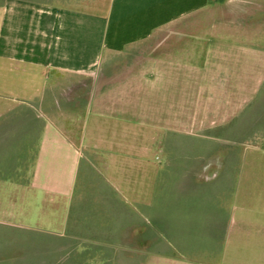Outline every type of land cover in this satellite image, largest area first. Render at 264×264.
<instances>
[{
  "label": "crops",
  "instance_id": "1",
  "mask_svg": "<svg viewBox=\"0 0 264 264\" xmlns=\"http://www.w3.org/2000/svg\"><path fill=\"white\" fill-rule=\"evenodd\" d=\"M216 4L0 0V264H200L183 244L194 213L210 200L222 217L231 196L246 210L244 177L263 189V163L229 165L224 147L179 162L166 147L163 92L199 70L160 58Z\"/></svg>",
  "mask_w": 264,
  "mask_h": 264
},
{
  "label": "rangeland",
  "instance_id": "2",
  "mask_svg": "<svg viewBox=\"0 0 264 264\" xmlns=\"http://www.w3.org/2000/svg\"><path fill=\"white\" fill-rule=\"evenodd\" d=\"M165 49H180L175 58H160L167 65L173 66L177 60L184 72L191 65L199 70L194 83L183 75L179 87L170 84L173 90L163 92L162 99L169 102L165 127L168 157L190 162L224 147L231 149L225 159L229 165L236 161L264 164V8L253 2L218 0L214 8L200 14L196 26L168 39ZM155 53L150 54V61L159 60ZM143 61L142 55H137L131 64L140 68ZM125 63L123 59L117 64ZM212 82L214 87L209 85ZM243 82L246 90H239ZM171 99H178V103ZM178 129L214 131L220 144L173 131ZM247 173L242 183L245 193L239 196L245 211L235 208L240 201L231 196L225 201L229 213L222 217L210 215V200L205 205L208 210L194 213L196 223L181 242L188 246L185 249H192L186 253L188 258L200 264H264V182L260 189V181ZM222 185L225 187L227 181ZM223 194L228 195L226 190ZM213 218L222 219L224 225L212 227Z\"/></svg>",
  "mask_w": 264,
  "mask_h": 264
}]
</instances>
